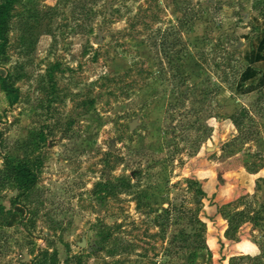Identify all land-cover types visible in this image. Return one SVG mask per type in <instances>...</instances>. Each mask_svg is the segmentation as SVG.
<instances>
[{
	"label": "rangeland",
	"instance_id": "1",
	"mask_svg": "<svg viewBox=\"0 0 264 264\" xmlns=\"http://www.w3.org/2000/svg\"><path fill=\"white\" fill-rule=\"evenodd\" d=\"M7 11L0 264H264V0Z\"/></svg>",
	"mask_w": 264,
	"mask_h": 264
},
{
	"label": "trees",
	"instance_id": "2",
	"mask_svg": "<svg viewBox=\"0 0 264 264\" xmlns=\"http://www.w3.org/2000/svg\"><path fill=\"white\" fill-rule=\"evenodd\" d=\"M18 0H3L2 5H0V50H2L7 43L6 31L8 29V9ZM244 114V111H243ZM234 116L230 117V120L234 121ZM27 170L23 167L9 166L7 169L0 168V179L1 182L9 180L11 174L14 176V180L18 184H23L27 174ZM46 255V254H45Z\"/></svg>",
	"mask_w": 264,
	"mask_h": 264
},
{
	"label": "water",
	"instance_id": "3",
	"mask_svg": "<svg viewBox=\"0 0 264 264\" xmlns=\"http://www.w3.org/2000/svg\"><path fill=\"white\" fill-rule=\"evenodd\" d=\"M247 20H248V17H247V19L246 18L244 19V22H246ZM135 125H136L135 121H132V123H130V125H129V128L133 129L135 127ZM24 257H25V261H27L28 257L26 254H24Z\"/></svg>",
	"mask_w": 264,
	"mask_h": 264
}]
</instances>
